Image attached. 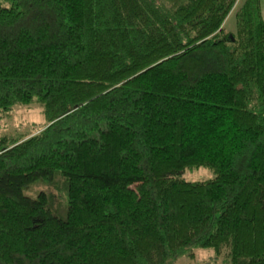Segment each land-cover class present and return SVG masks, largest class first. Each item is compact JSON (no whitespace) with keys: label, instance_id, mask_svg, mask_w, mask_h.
Masks as SVG:
<instances>
[{"label":"trees","instance_id":"1","mask_svg":"<svg viewBox=\"0 0 264 264\" xmlns=\"http://www.w3.org/2000/svg\"><path fill=\"white\" fill-rule=\"evenodd\" d=\"M9 1L0 112L35 101L47 123L0 137V264H264L260 1L235 33L238 0Z\"/></svg>","mask_w":264,"mask_h":264},{"label":"rangeland","instance_id":"2","mask_svg":"<svg viewBox=\"0 0 264 264\" xmlns=\"http://www.w3.org/2000/svg\"><path fill=\"white\" fill-rule=\"evenodd\" d=\"M242 2L243 0H238L225 19L223 27L227 32L235 33V13L241 6ZM9 4V0H0V7L8 6ZM46 123L47 121L44 117L42 105L40 103L34 101L27 105L15 104L9 111L0 112V137L7 136L12 139L14 138V140L29 137L41 130ZM211 175L212 173L210 170L204 167H199L184 170L181 177L186 180L194 181L206 179ZM40 191H46L53 201L57 198V193L51 186H48L47 183L45 184L40 182L34 184L29 191L26 190L25 194L33 197ZM131 192L133 197L137 199L140 206L148 208L151 207L152 204L143 192L139 183L131 187ZM192 250L191 255L178 258L176 264H221L223 259V257L220 256L215 260L212 257L213 251L210 249L193 248ZM189 251L190 249L188 252Z\"/></svg>","mask_w":264,"mask_h":264},{"label":"crops","instance_id":"3","mask_svg":"<svg viewBox=\"0 0 264 264\" xmlns=\"http://www.w3.org/2000/svg\"><path fill=\"white\" fill-rule=\"evenodd\" d=\"M260 1V11H261V16L264 20V0H259Z\"/></svg>","mask_w":264,"mask_h":264}]
</instances>
